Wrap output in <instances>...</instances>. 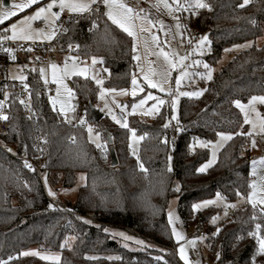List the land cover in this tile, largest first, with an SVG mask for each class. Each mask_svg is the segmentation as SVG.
Here are the masks:
<instances>
[{"label":"trees","instance_id":"1","mask_svg":"<svg viewBox=\"0 0 264 264\" xmlns=\"http://www.w3.org/2000/svg\"><path fill=\"white\" fill-rule=\"evenodd\" d=\"M206 2L211 4V10L200 9L196 25L199 30L209 31L211 50L204 56L208 64H217L229 46L264 34V0L250 1L244 8L237 7L242 0ZM103 13L102 8L99 18L87 13L69 18L67 31L55 40L59 49L79 45L78 54L103 58L102 65L107 69L103 85L125 90L137 73L133 40ZM93 20L98 27L89 31ZM27 60V57L17 59L20 63ZM26 80L32 87L35 123L45 139V167L42 172L31 170L20 157L23 150L32 153V122L23 114L25 105L13 100L9 121L15 135L3 138L11 151L0 142V260L7 261L13 256L15 259L8 264H184L167 219L169 199L178 196V210L185 226L197 227L201 223L208 233H216L212 237L213 257L219 253V259L231 264H251L258 244L248 233L259 223L264 235V214L248 203L237 207L233 218L212 224L210 220L219 211L218 207L192 208L217 192L230 202L248 195L249 136L233 135L220 150L218 160L202 173L197 169L209 159V149L189 145L193 144V138L214 140L218 132H248V125L243 123L233 101L264 93V44L253 45L234 55L208 81L202 95L183 98L177 118L179 124L177 120L168 122L172 112L169 104L151 120L130 116L128 128L106 115L96 121L89 104L96 101L99 85L90 78L74 79L71 85L83 106H88L90 120L105 145L102 149L89 140L87 129L66 122L52 108L37 73L29 72ZM166 122L169 126L164 128ZM130 129L144 136L139 157L148 169L147 174L140 171L136 157L130 152ZM69 137H75L74 144ZM112 149L117 156L116 165L112 164ZM169 164L171 171H168ZM80 172L85 173L86 180L78 188L73 203L69 200L59 203L48 194L45 174L47 183L50 173L60 174L62 185L71 188ZM49 204L53 207L49 208ZM107 226L134 232L154 243L155 248L128 249L104 231ZM69 234L75 236V241L67 247L64 242ZM237 237L243 239L237 240ZM33 245L61 251L60 260L18 255ZM256 264H264V254L256 256Z\"/></svg>","mask_w":264,"mask_h":264},{"label":"rangeland","instance_id":"2","mask_svg":"<svg viewBox=\"0 0 264 264\" xmlns=\"http://www.w3.org/2000/svg\"><path fill=\"white\" fill-rule=\"evenodd\" d=\"M19 2H21V0H9V4L5 5V7H9V6H11V4L19 3ZM48 2H49V0H38V3L36 5L30 6L28 9H25L22 13H18L16 17H12L8 21H6L3 25H0V29L7 28L10 23H14L16 20L20 19L22 15H30L31 13L35 12L37 7H43ZM122 2L127 4L128 6L132 7L137 12H139L140 9H143V12H140V16L146 17L148 20H152L154 22L152 25H149L145 19H137V20L133 21L135 23L136 31H137V34L139 36V39H138L137 45H136V53H135L136 55H139V57H140L139 61L136 60V64H137L136 77H137L138 85L140 87H142L144 90L140 91L139 89H137L136 95L133 96L131 94L133 85H132V82H130L129 88L125 89V90H127L125 94H120V90H116L114 93H105L104 98L101 99L100 95H99L101 88L103 87L105 89H109V88L105 87L102 83V85H99V87H98L97 98H96V101L93 103V105H94V107L98 108L102 113H104V115H106L110 120L114 121L115 123H116V121L112 119V114L115 115V110L116 109L121 110V106H123L124 111L127 114V122H128V126H129L130 116H137V117L143 118L145 120H151L160 112L159 111L158 113H154L152 115H144L143 114L144 112L147 111V109H149L151 107V105L153 103L156 102L153 99L146 100L145 104L141 108H138L135 113L132 112L131 105L134 103H138L139 100H141V99H144L147 96L148 92H151L153 97H160L161 99H164L166 101L165 104H169L171 106V96L167 93L160 92L159 89L150 88L147 85V83L144 81L143 74H142L140 69L142 68L144 71H148L149 68L155 69L156 71L163 70L167 66V64H166L165 57L163 56L161 50H163V52L169 53V59H175L176 58L175 56L172 55L173 53L178 54V56H186L187 55L188 59L184 62V65L181 66L180 69H173L172 70L171 79L169 81V84H166L165 87L171 86L173 89V95H175L176 94L175 77L177 75H179L181 70L186 69L187 72L190 73L191 75L182 79L181 85L179 87V91L191 92V91H196V90H200V89H205L209 80L206 78V76L201 77L199 75H196V73H205L206 72V70L203 67V64L207 63L204 59V56L207 55L209 53V51L211 50V43H210V46L205 45L203 51H201L197 45V41L200 39V37L202 35H205V34L208 36V40L210 41L209 31L207 29L199 30L197 25H196V18L198 16L200 9L197 10L196 15H192L190 11H184V12L173 11L172 14L170 15L169 10L164 8L162 4L159 6V8L156 7L158 0H122ZM169 3H171V0H169ZM181 3H183V0H181ZM53 10L59 11L58 8H54ZM103 11H105L104 7H103ZM85 13L88 14V12H85ZM85 13L69 14L67 11L62 12L60 19L56 21L54 29H53L51 22L45 21L43 18L36 20V21H33L32 22V29H33L34 34H35L36 30H41L40 38L33 39V40L39 41V42H51V41L55 40L58 37L57 31L62 26L64 17L73 16V15L81 16ZM174 17H179L180 18V20H179L180 24L182 26H186V30L182 29L183 30L182 36L177 34L176 20L174 19ZM69 18H72V17H69ZM69 18H68V20H69ZM97 18H99V17L97 16ZM68 20H67V22H68ZM161 24L163 27H161ZM142 28L148 29L149 31L141 32L140 30ZM52 30L56 31V35L53 36L51 40L43 38L44 34H47V33L51 32ZM149 33L155 34L158 37V40L156 42H153L151 35ZM8 35H11L10 31L8 32ZM173 37H175V38H173ZM189 41H191V42H189ZM263 44H264V35L260 36L257 39L248 40V41H245L242 43H238V44L229 46L228 48L225 49L224 53L222 54V56H221L220 60L217 62V64L210 65L207 63L213 69L212 77L219 69H221V67L223 65H225L237 53H239L242 50L247 49L253 45L262 46ZM245 45H247V46H245ZM234 46H242V47H234ZM209 47H210V50H208ZM58 53H60L59 56L58 55L53 56L52 58H49V59H47V58L45 59L44 57L39 56L36 58H31L27 61H23L21 63H12L10 66L9 76H10V78L15 79L14 77L23 75L25 77V80H26L27 74L29 72L37 73L40 77V80H41L44 88L47 91L48 99H49V97L55 98L57 96V92H56L57 84L52 79V69L49 65L52 63H55V64L59 65L60 67H63V64L65 62V57H68V55L71 57H77V54H78L77 53V47L75 49H69V46L67 47V50H63V49L58 48ZM81 57H82L81 61L77 60L76 63L79 64L81 67L87 66L88 67V75L87 76L72 75V76L64 78V83L67 84V86L69 88H71L73 93H74V96L71 98V100L69 102L71 104V106L74 107V111L69 112L68 115L72 119L71 123H76V122H78L79 117H83L86 120L88 127L91 126V128H92V140H90V141L94 145H95V143L93 141H96L98 143L103 144V139H102L101 135H99L98 140L96 139V136H95V134L97 133V131L95 129L96 126L90 120V114H89L88 106L86 105V107H84L83 104L80 102L79 97L75 94V90L72 87L71 82L74 81V79H76L78 77H82V78H90L96 84L95 80L92 78L93 76H96V78L101 79L103 81L106 75H103L101 73V70L99 68H97L96 65L95 66L92 65V57H95V56L89 57V56L81 55ZM195 61H201L202 63L196 64ZM41 67H44L46 70L45 76L43 78L41 77V74L39 71ZM45 80L47 81V83H45ZM50 86L54 87L53 92L49 91ZM61 91H62L61 99H67L66 94H63V89ZM254 95L259 96V95H264V93L254 94ZM185 97H188V96H180L178 101H177V108H176L177 118L179 115V107H180L181 100ZM188 98H191V97H188ZM235 100H237V99H235ZM247 100H241V101L243 103H247ZM49 102L53 108V104L50 101V99H49ZM165 104L160 106V110L162 109V107ZM59 108H60V105L56 104L55 108H53V109L55 111H57L58 113H60ZM257 108L263 114L264 106H261L258 104ZM109 110H111V114H110ZM241 114L243 117V113H241ZM61 115L64 117L63 114H61ZM171 115H172V112H171ZM64 119H65V117H64ZM173 121H176V120H171V118H170V120L168 122L170 123ZM249 128H250V125H248V131H249ZM87 131H88V128H87ZM226 133H230V132H226ZM131 135H132V133L130 131L129 132V143L130 142L133 143V147L137 150V153L139 155L141 140L138 142H132V141H130ZM136 135L141 136L137 132H136ZM88 137H89V132H88ZM253 138L256 140V144H257V147H255V148L251 147V139H253ZM197 139H199L201 141H211L214 144L219 139V137L217 136L214 140H207V139H203V138H197ZM227 142L228 141H225L223 143V146L217 150L215 162L218 160L220 150L225 146V144ZM192 145H194L193 148H196V147L205 148V147L200 146L199 144H194V142ZM206 148L209 149V152H210L209 159H210L212 157V146L209 145ZM248 148L250 150V166H251L250 172H251L252 171L251 161L253 159L258 160L259 157L264 156V135L259 134L258 128L253 133V136H251V137L249 136ZM130 152H131V149H130ZM206 162H204L203 164H205ZM203 164H201V165H203ZM257 172H258V175L255 177L251 176V180H253V179L257 180L258 187H260V186H262V184H264V182H261L259 179L260 176L264 175V169H261L258 166ZM82 174L85 176V173L80 172L78 174L77 182L73 187L66 188L62 185V176L60 174L50 173V175H48L47 187H48V190L51 189V191L55 193V195L51 196V197L59 203H62L66 200H69L70 202L73 203L76 199V194H77L78 188L81 185H83L85 183V180H86V179L85 180L80 179ZM45 178L47 179V174H45L43 176L44 182H45ZM251 191H252V189L250 188L249 192H251ZM257 195H260V193H258ZM247 196H241L235 202L227 201L224 198L223 201H217L214 204L202 206V207L197 208L195 210L203 209V208H206L208 206L218 207L219 211L217 212V214L214 217H217L215 223L219 224L221 221L224 220V218L226 216L225 211H227V209H225L224 205L225 204L235 205L236 208L248 205ZM205 200H216V196H214L212 198H207V199H204L201 201H205ZM178 201H179L178 196H172L169 199V203H168V207H167V219L169 222L168 213L171 211L173 213V221L171 224L169 223L171 231H172V228L175 227L176 230L178 232H180L184 237L183 240L177 241L176 238L173 236L175 241L178 244L177 245L178 256H179L178 249L180 247V244H184L185 251H186V254H187L188 260H189L190 257L192 256V251H191L192 248H199L203 239H200L199 237H197L195 235L196 234V225L185 226V224L183 223L181 216H180V213H179V210H178ZM201 201H198L196 204H199ZM256 211L261 213L259 210V206H257ZM210 223L213 224L212 219L210 220ZM106 228L109 229L108 233L110 234L112 239L118 241L121 245L127 247L128 249L141 250L147 246L155 248L154 243L147 241L146 239H144L140 235H138L134 232H131L125 228L115 227V226H107ZM118 232H123V233H125L126 236L133 237L134 239L133 240H125L123 237H120L118 235H113V233H118ZM136 240H141L144 242V244L143 245L137 244L135 242ZM74 241H75V236L72 234H69L65 239V242H64L65 246L70 247ZM188 241H195V243L190 244V243H188ZM32 249L38 250L41 253L46 254V255H52V254L59 255V257L61 258V251L51 250L49 248H45L42 245H33V246H30V247H28L22 251H27V250H32ZM179 258H180V256H179ZM47 261H56V260H47ZM181 261L184 263L183 260H181ZM195 262H196L195 264H197V262H198V264H201L200 254L195 255Z\"/></svg>","mask_w":264,"mask_h":264},{"label":"snow or ice","instance_id":"3","mask_svg":"<svg viewBox=\"0 0 264 264\" xmlns=\"http://www.w3.org/2000/svg\"><path fill=\"white\" fill-rule=\"evenodd\" d=\"M38 3V0H21L19 3H13L9 7H5V4H7V0H3L2 3H0V25H3L6 21H8L12 17H16L18 13H22L25 9H28L32 5H36ZM250 3V0H242V3L238 4L237 7L244 8L246 5ZM163 5L164 8L169 10V14L171 15L173 11L175 12H184V11H190L192 15L197 14V10L199 9H208L211 10V4L207 3L206 0H183V3H181V0H171V3H169V0H158L156 7L159 8L160 5ZM94 5H102L105 9L103 15L107 17L109 21L112 22V24L117 25L121 29H123L124 32L127 33L129 37H132L133 45V59L139 61L140 57L139 55H136V45L137 41L139 39V36L136 31L134 20L137 19H145L146 22L149 25H152L154 22L152 20H148L146 17H141L140 12H143V9H140L139 12L135 11L132 7L128 6L127 4L123 3L122 0H49V2L44 5L43 7H37L35 12L31 13L30 15H22L20 19L16 20L14 23H10L7 28H2L0 31H2L4 34L0 35V41L5 40H33L40 38L41 30H36L35 34L32 29V22L39 20L43 18L45 21H50L53 29L55 28L56 21L60 19L61 13L67 11L69 14H82L85 12L92 11V8ZM54 8H58L59 11H54ZM98 10V9H97ZM176 20V28H177V34L183 35V30H186V26H182L179 22V17H174ZM255 23V21H253ZM97 23L95 20L92 21L91 28L89 31H92L93 29H96ZM161 27L162 24H161ZM183 29V30H182ZM67 31V29H64ZM11 32V35H8V32ZM141 32L149 31L148 29L142 28L140 30ZM151 38L153 42H156L158 40V37L155 34H151ZM56 35V31L52 30L51 32L44 34L43 38L51 40L53 36ZM175 38V37H173ZM191 42V41H189ZM210 41L208 40V36L202 35L200 39L197 41V45L201 51H203L205 45L210 46ZM247 46V45H245ZM234 47H242V46H234ZM77 48H79V45H77ZM69 49H71V44L69 45ZM31 49H29L30 51ZM210 50V47L209 49ZM0 51H4L9 54L10 59H15V56L12 55L13 49L11 48H2L0 47ZM227 51V50H226ZM163 56L165 57V61L167 66L161 70L156 71L155 69L149 68L148 71H144L142 68L140 69L143 74V79L147 83V85L150 88L153 89H159L162 93H167L171 96V120H177L176 115V108H177V101L180 96H188V97H199L203 94V91L205 89H200L196 91L191 92H181L179 91V87L181 85L182 79L191 75L187 72L186 69L181 70L179 75L175 77V84H176V94L173 95V89L171 86L165 87L166 84H169V81L171 79V73L173 69H180L181 66L184 65V62L188 59V56H178V54L173 53L172 55L175 56V59H169V53L163 52L161 50ZM159 55V54H158ZM38 59V58H37ZM77 57H65V62L63 64V67H60L59 65L52 63L49 66L52 69V79L57 84V96L55 98L49 97L50 101L53 104V108H55L56 104L60 105L59 111L61 114L64 115L66 122L71 123L72 119L68 115L69 112L74 111V107L71 106L69 103L71 98L74 96V93L71 88L67 86V84L64 83V78L69 77L72 75H80V76H87L88 75V67L83 66L81 67L79 64L76 63ZM98 62L97 57H92V65H96ZM99 62H103V58H99ZM196 64L202 63L201 61H195ZM26 67V66H25ZM204 69L206 70L205 73H196V75H199L201 77H205L208 80L212 79V72L213 69L207 64H203ZM40 74L43 78L45 76L46 70L44 67L40 68ZM106 71V69H105ZM15 79H19L21 81L25 80V77L23 75L14 77ZM97 85H102L103 81L101 79L96 78V76L92 77ZM132 95L135 96L137 89L140 91H143L144 89L138 85L137 77L135 74L132 76ZM45 83L47 81L45 80ZM23 87L25 89L28 88L27 83H24ZM63 94H66L67 99H61L62 96V90ZM115 89H105L101 88L100 90V98L103 99L105 93H114ZM127 90H120V94H125ZM8 93L5 92V100H0V120H7L8 116L3 113L2 109L5 104V101L8 98ZM153 99L156 102L151 105L149 109H147L146 112H144V115H152L154 113H158L160 111V106L165 104L166 101L164 99H161L160 97H153L151 92H148L147 96L144 99L139 100L138 103H134L131 105L132 112L135 113L138 108H141L146 100ZM20 103L24 104L25 102L23 100L20 101ZM233 103L235 106L240 110L241 113H243V123L250 125L249 131L247 133L238 132V133H226V132H218L216 135L219 137V139L213 144L211 141H201L197 138L194 139V144H199L202 147H208L209 145L212 146V157L203 165H201L197 172H204L208 167H210L216 159V152L219 148L223 146V143L225 141L231 140L233 138V135H246V136H253V133L259 129V134L264 135V114H262L258 108L257 105L264 106V95H253L248 100L247 103H243L241 100L237 99L234 100ZM121 110L124 111L123 106H121ZM110 114H111V110ZM112 119L116 121L117 124H120L123 128H128V122L127 118L123 120V122L118 119L114 114H112ZM78 122L80 124H86V120L83 117L78 118ZM177 124H179V121L177 120ZM168 122H166L163 127L167 128ZM178 130H180L178 128ZM132 135L130 137V141L132 142H138L140 140L144 139V136H137L135 129H130ZM89 132V140H92V128L91 126L88 127ZM99 133L97 132L95 134L96 139H99ZM145 136L147 133L144 134ZM69 140L74 144L75 143V137H69ZM95 143V146L98 149H102L105 147L104 144L98 143L96 141H93ZM164 143H167V141H163ZM194 145H189L190 148H192ZM27 147V146H25ZM251 147L255 148L257 147L256 140L253 138L251 139ZM129 148L131 149V154L136 157L137 166L140 169V171L144 172L145 174L148 173V169L145 168L143 162H141L140 157L137 153V150L133 147V143H129ZM8 151H11V149H8ZM171 156L168 157V160L171 161ZM24 165L27 168H32L31 164L28 163L27 160L24 161ZM252 165V171L250 172V176H257V167L259 166L261 169H264V156L259 157V159H253L251 161ZM168 171H171V165L169 164ZM81 180H85L86 177L82 174L80 177ZM261 182H264V175L259 177ZM45 185L47 186V181L45 178ZM27 186V185H26ZM249 187L252 189L251 192L248 193L247 196V202L250 203L255 210L257 206H259V210L261 214H264V184L262 186L258 187L257 180L253 179L250 181ZM260 193V195H257ZM48 194L50 196H54L55 193L51 191V189L48 190ZM237 195L239 196L240 193L237 192ZM224 197L221 196L219 192L216 193V200H205L201 201L199 204H193L192 208L195 210L197 208H200L202 206H207L209 204H214L217 201H223ZM225 209L228 207H235V205H227L225 204ZM53 207V205L49 204V208ZM227 212L225 211V215ZM169 216V223L171 224L173 221V213L170 211L168 213ZM79 219H83L80 217ZM217 217L212 218V222L215 223ZM253 220L256 219L255 215L252 217ZM85 223H91V221H85ZM99 227V225H97ZM261 224L257 223L255 225V230L252 232H249V236L255 237L258 248L256 253L251 258V264H256V256L264 254V235H261ZM105 232H108L109 229L105 228ZM220 230L217 229V233ZM214 233L213 235H215ZM113 235H118L120 237H123L125 240H133V237L126 236L123 232L113 233ZM172 235L176 238L177 241H181L184 239L183 235L176 230L175 227L172 228ZM200 239H203L201 237ZM243 239V237H237V240ZM137 244L143 245L144 242L141 240L135 241ZM190 244H194L195 241H188ZM61 247H64V244L61 245ZM180 259L184 261V264H191V262L188 260V256L185 251L184 244H180V247L178 249ZM19 256H37L40 257L42 260H56L58 261L60 259L59 255H46L41 253L38 250L32 249L27 251H22L18 254ZM217 258L219 259V253H217ZM15 259L13 256H9L8 260H0V264H8V261H11ZM90 259H96L95 257H90ZM109 259H113V257H109ZM116 259H119V257H116ZM157 260L162 259V257H156ZM167 264V262H165ZM198 264V262H197Z\"/></svg>","mask_w":264,"mask_h":264},{"label":"built area","instance_id":"4","mask_svg":"<svg viewBox=\"0 0 264 264\" xmlns=\"http://www.w3.org/2000/svg\"><path fill=\"white\" fill-rule=\"evenodd\" d=\"M3 0H0L2 3ZM98 9V10H97ZM102 9V5H94L92 11L88 12L91 16L92 14H96L98 17L100 16V12ZM69 17L73 16H66L63 18V23L60 29H58L57 33L59 34L65 32L67 26V20ZM3 33L0 31V35ZM0 47L2 48H11L13 49L12 55L15 56V59H10L9 54L0 51V100H5L4 93L7 92L8 98L5 101L3 106V113L8 116L7 120H0V142L3 147L8 150L12 149L11 146L5 141L3 138L5 137H13L15 135V130L13 124L9 121V116L12 114L10 107L13 100H18L19 102L23 100L25 103V110L23 114L32 122V132L30 134L33 140V148L32 153L30 154L27 150H23L20 153V157L24 160H27L29 164H31V170H36L38 172H42L45 167V157H44V136L40 131L38 125L35 123V116L36 111L33 106V98H32V87L28 83L27 80L21 81L19 79H12L9 76L10 73V66L12 63H18L17 59L20 58H36L39 56L44 57L45 59L52 58L53 56L59 55L58 53V46L56 40L51 42H39L34 40H5L0 41ZM77 46L72 44L71 49H75ZM29 49H31L29 51ZM71 58V56L68 55ZM77 60L81 61V55L77 54ZM96 67L101 70L103 75H107V69L102 65L101 62L96 63ZM106 69V71H105ZM24 83H27L28 88L25 89L23 87ZM49 91L53 92L54 87L50 86ZM115 115L118 119L122 122L127 118V114L125 111L116 109ZM76 125L80 126L81 128L87 129L88 124H80L79 122L75 123ZM101 154H104L103 150H100ZM30 169V168H29ZM236 211V207H228L227 214L225 219L233 218ZM213 234L208 233L206 226L199 223L196 227V236L201 238L203 237V241L200 244L199 248H192V256L190 257L189 261L191 264H195V255L200 254L201 256V264H231L228 260H221L217 257L212 256V252L214 250V245L212 242Z\"/></svg>","mask_w":264,"mask_h":264},{"label":"water","instance_id":"5","mask_svg":"<svg viewBox=\"0 0 264 264\" xmlns=\"http://www.w3.org/2000/svg\"><path fill=\"white\" fill-rule=\"evenodd\" d=\"M8 4H9V0H7V4H5V5H8ZM89 108L91 110L92 117L96 121H100L104 117V113H102L98 108L94 107L93 103L89 104ZM117 162H118V160H117V156H116L115 150L112 149V164L116 165Z\"/></svg>","mask_w":264,"mask_h":264},{"label":"crops","instance_id":"6","mask_svg":"<svg viewBox=\"0 0 264 264\" xmlns=\"http://www.w3.org/2000/svg\"><path fill=\"white\" fill-rule=\"evenodd\" d=\"M250 1H254V0H250ZM103 8V7H102ZM4 34V33H3ZM264 35V34H263ZM57 56V55H56ZM59 56V55H58ZM98 62H99V60H98ZM18 63H20V62H18ZM95 66V65H94Z\"/></svg>","mask_w":264,"mask_h":264}]
</instances>
